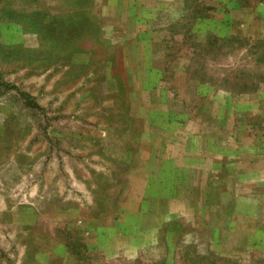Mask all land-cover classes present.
Returning <instances> with one entry per match:
<instances>
[{"label": "rangeland", "instance_id": "374dc122", "mask_svg": "<svg viewBox=\"0 0 264 264\" xmlns=\"http://www.w3.org/2000/svg\"><path fill=\"white\" fill-rule=\"evenodd\" d=\"M0 264H264V0H0Z\"/></svg>", "mask_w": 264, "mask_h": 264}]
</instances>
